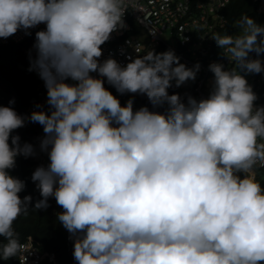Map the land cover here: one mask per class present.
Here are the masks:
<instances>
[{
	"label": "clouds",
	"instance_id": "obj_1",
	"mask_svg": "<svg viewBox=\"0 0 264 264\" xmlns=\"http://www.w3.org/2000/svg\"><path fill=\"white\" fill-rule=\"evenodd\" d=\"M129 6L136 0H0V44H18L47 90L44 109L27 118L0 106V259L22 264L27 243L40 264L60 263L13 228L31 203L9 172L22 156L41 196L33 208L51 197L77 264H264V180L253 174L264 166V107L237 71L264 75V62L250 58L264 54V26L245 15L242 34L214 35L236 70L210 64L209 96L185 102L168 89L195 80L200 65L187 67L171 49L124 66L100 61ZM105 80L121 95H146L152 110H134L132 99L122 106ZM26 119L43 136L39 148L12 134ZM40 156L45 166L34 170Z\"/></svg>",
	"mask_w": 264,
	"mask_h": 264
},
{
	"label": "built area",
	"instance_id": "obj_2",
	"mask_svg": "<svg viewBox=\"0 0 264 264\" xmlns=\"http://www.w3.org/2000/svg\"><path fill=\"white\" fill-rule=\"evenodd\" d=\"M230 1L136 0V6H129L123 17L126 27L113 32L110 39L102 45L103 55L100 61L111 57L124 66L131 59L142 56L149 50L160 53L171 49L179 57L180 63L189 68L199 63L200 69L195 80L187 81L180 87H176L173 82V87L168 89L169 94H179L185 102L188 95L196 100L207 98L212 91L214 82L213 73L208 68L210 64L219 63L224 65L225 70H236V64L231 54L226 49L219 48L212 39L216 34L238 36L239 31L228 30L227 19L221 11ZM252 2L264 10V0H252ZM42 25L44 24L27 30V34L24 30H19L11 38L18 42L23 41ZM166 31L171 33L174 43L169 44L161 38V34ZM34 43L35 37L28 51L31 60L35 58ZM29 68L30 65L22 67L24 74L40 79L38 74L35 71H30ZM92 75L97 74L92 73ZM41 82L44 83L42 80ZM247 82L257 95L255 106L264 107L263 73H251ZM112 94L119 99L122 106L132 99L134 110L144 106L152 110L146 95L131 93L121 95L117 91ZM46 101L45 94L40 91L29 100L28 111L32 113L44 109ZM157 110L163 111L164 109ZM45 159L44 156H40L33 169L45 166ZM253 174L255 179L264 180V166L258 162L254 166ZM61 211L62 208L54 201L53 212L60 213ZM23 245L27 251L21 252V263L40 264L43 257L36 248L27 243ZM48 259L51 260L52 255H48Z\"/></svg>",
	"mask_w": 264,
	"mask_h": 264
},
{
	"label": "trees",
	"instance_id": "obj_3",
	"mask_svg": "<svg viewBox=\"0 0 264 264\" xmlns=\"http://www.w3.org/2000/svg\"><path fill=\"white\" fill-rule=\"evenodd\" d=\"M221 11L227 19L229 31H239L241 28L239 22L245 15L254 21H264V13L258 12L251 0H231ZM18 47V44L13 43L0 44V106L12 107L19 115L27 118L29 115V100L40 91L47 98V90L39 78L24 74L21 66L30 64L24 59ZM252 54L257 57L254 52ZM258 58L264 62V54H261ZM104 86L111 93L115 91L114 87L109 85L106 80ZM9 101H13V103L10 104ZM12 134L19 135L21 143H31L36 145L37 148H39V142L43 138L38 128L34 127L32 122L27 119L25 120V126L15 130ZM30 163V157L18 156L15 167L9 170L10 175L25 182L24 190L19 193L21 199L24 196L31 197L27 214H22L13 224L19 241L21 242L27 236H31L40 251L54 252L60 262L59 264H77L73 257L75 237L66 233L61 227L57 216L51 213V197L48 199L47 208H33V205L41 199V196L35 183L31 180ZM2 243H7V241L0 237V244ZM16 260V256L6 260L0 259V264H16Z\"/></svg>",
	"mask_w": 264,
	"mask_h": 264
},
{
	"label": "rangeland",
	"instance_id": "obj_4",
	"mask_svg": "<svg viewBox=\"0 0 264 264\" xmlns=\"http://www.w3.org/2000/svg\"><path fill=\"white\" fill-rule=\"evenodd\" d=\"M258 25L264 26V22L255 21ZM241 34L243 33V28H241ZM161 38H163L167 43L172 44L174 43V39L171 36V33L166 31L163 34H161ZM251 59H257L258 57H250ZM260 59V58H259ZM237 71L240 72L241 75L245 77L246 80H249L251 73H245L242 70L237 69Z\"/></svg>",
	"mask_w": 264,
	"mask_h": 264
}]
</instances>
